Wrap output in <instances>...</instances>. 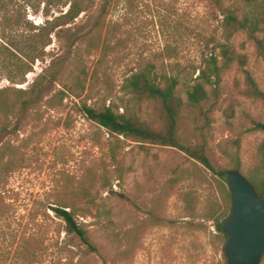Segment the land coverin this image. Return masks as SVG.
<instances>
[{
  "label": "rangeland",
  "instance_id": "obj_1",
  "mask_svg": "<svg viewBox=\"0 0 264 264\" xmlns=\"http://www.w3.org/2000/svg\"><path fill=\"white\" fill-rule=\"evenodd\" d=\"M39 1L27 19L43 25L59 13L46 17ZM105 1L53 32L44 59L26 75L0 65V90L17 101L12 109L0 106V264H227L213 217L232 198L219 171L239 163L252 182L264 151V130L255 125L264 122V100L244 94V69L264 90V60L245 33L231 34L225 22L241 0ZM109 31L114 48L102 59ZM212 38L246 57L222 72L209 133L216 171L179 148L111 136L88 118L84 104L112 105L160 127L157 105L132 99L126 76L151 62L164 72L172 65L193 72L212 47L222 61L219 44H207ZM91 39L97 49L89 48ZM36 83L38 99L25 108L18 100ZM8 161L13 170H4ZM69 205L80 208L76 219L87 223L100 251L68 233L52 210Z\"/></svg>",
  "mask_w": 264,
  "mask_h": 264
},
{
  "label": "trees",
  "instance_id": "obj_2",
  "mask_svg": "<svg viewBox=\"0 0 264 264\" xmlns=\"http://www.w3.org/2000/svg\"><path fill=\"white\" fill-rule=\"evenodd\" d=\"M129 1L134 2V0ZM44 2L46 17H49L54 9L59 14L52 19H47L43 25H37L28 21L27 9L32 6L35 10H39L41 1L0 0V65L2 67L7 68L14 65L26 75L38 59H44L45 47L52 40L51 34L61 27L74 23L82 13H88L97 4V0H44ZM105 2L107 3L108 0ZM225 22L231 34L245 33L248 39L255 44L257 54L264 60V0H241V5L226 16ZM103 27L104 20H98L95 26L97 33H100ZM109 34H111L110 31L101 48L102 59L114 48L111 41L116 34L112 33V39L108 37ZM211 40L207 44L210 42L219 44L222 61L215 52L216 47H212V51L204 56V65L195 67L193 72L187 67L180 68L173 65L170 71L164 72L151 62L136 67L126 76L123 88L132 99L140 102H153L157 105L163 121L160 127L157 128L125 112L121 113L120 107L114 108L112 105L95 107L84 104L83 109L88 118L105 128L111 136H124L143 144L179 148L207 168L216 171L211 157L209 133L212 116L219 101L222 72L230 68L235 60H239L244 65L246 57L232 48L229 43L219 42L216 38ZM96 44L98 43L95 39H91L89 48L97 49ZM198 70L199 74L195 76L194 72ZM244 71L248 83L244 94L251 98L264 100V90L259 87L249 70L244 69ZM37 85L38 83L30 90H26L28 96L23 101L18 100L23 107L27 108L35 102V99H38ZM7 90H0V106L4 111L12 109L17 102L9 100L4 93ZM233 113L234 110H231L228 115L233 116ZM235 144L239 147V140H236ZM222 148L228 156L235 158L238 156L237 151H229L227 146ZM261 162L256 167L257 169H254L248 176L259 192H262L264 188L263 150ZM15 164V162L8 161L4 170H13ZM240 166L239 163H235L232 167L239 169ZM227 169L231 168H222L219 171L221 178L226 180L227 177L221 172ZM52 210L64 219L68 233H75L88 245L90 250L100 251L99 245L95 244L90 235L87 223L76 219L80 208L69 205L53 207ZM231 212L232 206L213 217L217 237L224 246L228 240L224 231V222ZM223 255L226 258L225 252Z\"/></svg>",
  "mask_w": 264,
  "mask_h": 264
},
{
  "label": "water",
  "instance_id": "obj_3",
  "mask_svg": "<svg viewBox=\"0 0 264 264\" xmlns=\"http://www.w3.org/2000/svg\"><path fill=\"white\" fill-rule=\"evenodd\" d=\"M264 130V122L255 124ZM231 190L232 212L224 222L228 240L227 264H261L264 257V188L255 185L238 169L221 172Z\"/></svg>",
  "mask_w": 264,
  "mask_h": 264
}]
</instances>
